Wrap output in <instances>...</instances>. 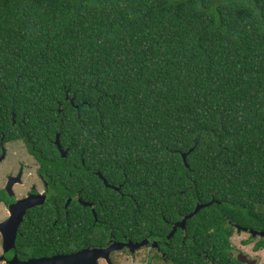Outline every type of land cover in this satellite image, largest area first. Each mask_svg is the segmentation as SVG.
<instances>
[{
    "label": "trees",
    "instance_id": "trees-1",
    "mask_svg": "<svg viewBox=\"0 0 264 264\" xmlns=\"http://www.w3.org/2000/svg\"><path fill=\"white\" fill-rule=\"evenodd\" d=\"M2 133L57 193L99 183L105 224L183 190L264 228V0H0Z\"/></svg>",
    "mask_w": 264,
    "mask_h": 264
},
{
    "label": "flooded vegetation",
    "instance_id": "flooded-vegetation-1",
    "mask_svg": "<svg viewBox=\"0 0 264 264\" xmlns=\"http://www.w3.org/2000/svg\"><path fill=\"white\" fill-rule=\"evenodd\" d=\"M57 150L60 154L58 147ZM41 167L20 138L7 139L6 133L1 134L0 223L17 214L19 201L30 198L33 204L22 213L12 247L5 248L0 232V264H10L13 256L27 261L81 249L101 250L97 264H264V235L259 234L264 232L263 227L239 224L221 211L204 210L207 206L195 211L210 201L208 206L220 203L216 198L200 201L195 194L182 190L171 193L170 198L175 200L163 203L167 207L153 215L150 193L142 202L144 212L137 213L133 209L139 207L138 200L132 194L119 192L118 196L125 199L117 203L116 223L105 224L99 183L95 193L84 195L76 190L63 196L52 188ZM63 171L72 173L70 167ZM84 172L91 175L84 178L89 188L94 183L93 175L102 176L99 170L89 167ZM110 187L119 190L117 186ZM65 189L72 187L66 185ZM35 198L43 201L35 204ZM7 229L3 227L4 232ZM35 234L47 239V251L38 247L37 255ZM38 243L44 247L43 240ZM61 246L67 250H51Z\"/></svg>",
    "mask_w": 264,
    "mask_h": 264
},
{
    "label": "water",
    "instance_id": "water-1",
    "mask_svg": "<svg viewBox=\"0 0 264 264\" xmlns=\"http://www.w3.org/2000/svg\"><path fill=\"white\" fill-rule=\"evenodd\" d=\"M54 143L58 147L60 155L64 157L66 154V150L61 147L58 134H56ZM182 157H183V160H185V154H182ZM101 178L103 179V182L106 186H111L107 184L106 180L102 176ZM42 201L43 200H36L35 198V204H39ZM211 202L212 201L206 204H201L197 206L195 211L205 206H208ZM32 204L33 202L30 201V198L19 201L18 203L19 211L17 212V214L16 215L12 214L6 221L0 223V232L3 234V241H4V246L6 249L13 246L15 235H16V226L21 220L24 209L31 206ZM3 227H8L7 232H4ZM253 233L255 234L257 232L253 231ZM259 234L264 235V232H259ZM105 249H108V247H105ZM99 252H101V250L81 249L74 253L56 254L50 257H39L35 259H30L27 261H18L16 256H13V258L9 260L8 262L10 264H97L96 257Z\"/></svg>",
    "mask_w": 264,
    "mask_h": 264
},
{
    "label": "rangeland",
    "instance_id": "rangeland-1",
    "mask_svg": "<svg viewBox=\"0 0 264 264\" xmlns=\"http://www.w3.org/2000/svg\"><path fill=\"white\" fill-rule=\"evenodd\" d=\"M1 216V215H0ZM230 219V218H229Z\"/></svg>",
    "mask_w": 264,
    "mask_h": 264
}]
</instances>
